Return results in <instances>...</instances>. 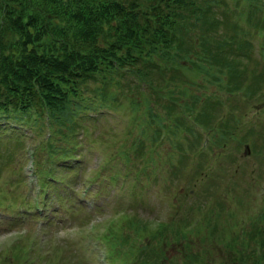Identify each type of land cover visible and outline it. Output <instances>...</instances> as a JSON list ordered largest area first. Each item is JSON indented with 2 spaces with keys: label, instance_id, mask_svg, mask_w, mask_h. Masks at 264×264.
<instances>
[{
  "label": "rangeland",
  "instance_id": "obj_1",
  "mask_svg": "<svg viewBox=\"0 0 264 264\" xmlns=\"http://www.w3.org/2000/svg\"><path fill=\"white\" fill-rule=\"evenodd\" d=\"M223 1L210 4L214 37L208 46L196 47L199 54L206 47V60L199 54V60L162 56L165 70L149 69H154L155 90L129 87L138 100L135 107L128 94L114 91L106 95L114 97V107L105 104L92 116L74 115V130L55 136L61 143L76 140L68 144L71 157L47 160L38 144L41 132L33 136L29 115L15 131L0 134V264L10 263L12 252L3 249L14 241L32 247L24 264H115L94 228L120 209L151 222L168 218L176 224L177 239L166 246L161 264H179L184 252L189 256L195 250L203 256L202 264L238 263L241 247L247 261L253 258V248L259 247L250 238L252 223L264 228V39L227 10L230 0ZM243 2L238 0L233 11ZM200 30L204 32L201 22L190 34L196 37ZM234 34L231 40L228 36ZM127 88L124 84L122 90L130 93ZM146 95L151 105L139 100ZM144 104L150 118L143 113ZM6 113L16 117L13 111ZM198 113L202 125L193 122ZM175 127L181 128L171 129ZM41 129L44 135L46 129ZM137 140L141 149L134 151ZM49 162L50 174L44 173ZM131 174L138 175L137 183ZM36 178L42 184L37 191ZM24 197L26 204L35 198L41 213L20 214ZM93 214L98 218L88 225ZM196 216L201 226L181 235L184 220L189 227ZM103 250L106 259L101 261Z\"/></svg>",
  "mask_w": 264,
  "mask_h": 264
},
{
  "label": "trees",
  "instance_id": "obj_2",
  "mask_svg": "<svg viewBox=\"0 0 264 264\" xmlns=\"http://www.w3.org/2000/svg\"><path fill=\"white\" fill-rule=\"evenodd\" d=\"M214 1L0 0V114L4 117H0V134L8 129L15 131L18 122L32 117L33 136L41 132L38 144L45 152L44 157L47 160L71 157L68 144L74 145L76 140L70 139L67 144L68 138L63 137L67 142L61 143L56 142L55 136L64 135V130L68 133L74 130V115L92 116L96 107L112 105L114 97L106 95L113 96L114 91L128 94L129 104L135 107L138 100L129 87L155 90L157 85L151 75L154 69H149L165 70L162 56L179 54L189 59V55H194L199 60L196 47L208 46L214 37L209 32L213 23L208 21L213 11L210 4ZM229 2L232 6L226 7L227 10L249 24L254 35L264 39V0H242L237 11L233 8L238 0ZM200 22L204 32L200 30L194 37L190 31ZM235 34L228 37L233 40ZM204 50L199 56L205 61ZM124 84L130 93L122 90ZM245 89V93H250L252 88ZM141 98L142 103L148 101L151 105L149 96ZM206 110L209 109L203 111ZM8 111H13L16 117L9 118ZM143 113L152 116L146 105ZM155 120L161 124L158 118ZM193 122L203 124L201 113L193 116ZM42 127L46 129L44 135ZM178 128L181 127L171 129ZM136 149H141L138 140L133 147ZM119 153L125 160L130 156L120 150ZM51 163L45 165L48 172L44 173L50 174ZM136 173L140 172L136 170ZM130 179L139 181L136 174H131ZM38 181L42 186L39 178ZM25 197L20 214H38L32 204H26ZM100 222L103 223L94 228V234L105 243L107 259L115 264H161L166 246L177 239L176 224L172 225L168 218L151 222L133 211L120 209L97 223ZM200 222L196 216L186 227L185 219L179 232L185 235L200 227ZM254 222L250 238L255 239L259 250L253 248V258L247 261L241 247L237 254L240 260L235 264H260L264 259V228ZM3 250L12 252V256L7 255L9 264H24L31 258V250L22 241H14ZM182 257L179 264L204 261L197 250L189 256L184 252Z\"/></svg>",
  "mask_w": 264,
  "mask_h": 264
},
{
  "label": "water",
  "instance_id": "obj_3",
  "mask_svg": "<svg viewBox=\"0 0 264 264\" xmlns=\"http://www.w3.org/2000/svg\"><path fill=\"white\" fill-rule=\"evenodd\" d=\"M244 147L246 148V144L244 145Z\"/></svg>",
  "mask_w": 264,
  "mask_h": 264
}]
</instances>
